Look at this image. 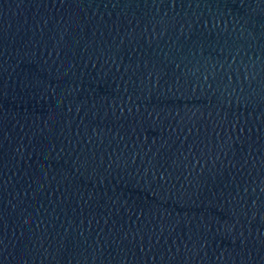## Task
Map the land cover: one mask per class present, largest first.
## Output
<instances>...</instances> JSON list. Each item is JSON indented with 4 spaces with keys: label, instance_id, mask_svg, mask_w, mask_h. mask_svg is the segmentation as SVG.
<instances>
[{
    "label": "water",
    "instance_id": "95a60500",
    "mask_svg": "<svg viewBox=\"0 0 264 264\" xmlns=\"http://www.w3.org/2000/svg\"><path fill=\"white\" fill-rule=\"evenodd\" d=\"M0 264H264V0H0Z\"/></svg>",
    "mask_w": 264,
    "mask_h": 264
}]
</instances>
